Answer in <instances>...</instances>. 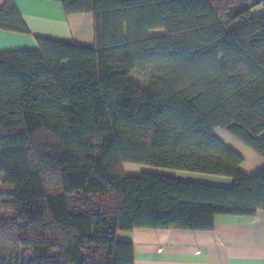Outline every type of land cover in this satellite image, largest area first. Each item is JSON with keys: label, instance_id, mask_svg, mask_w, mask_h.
Returning <instances> with one entry per match:
<instances>
[{"label": "trees", "instance_id": "obj_1", "mask_svg": "<svg viewBox=\"0 0 264 264\" xmlns=\"http://www.w3.org/2000/svg\"><path fill=\"white\" fill-rule=\"evenodd\" d=\"M51 1L91 14L93 43L36 35V49L0 51V264H133L119 231L210 230L217 214L264 211V167L242 172L214 134L264 156V11L251 12L264 0ZM0 29L30 33L12 0Z\"/></svg>", "mask_w": 264, "mask_h": 264}, {"label": "crops", "instance_id": "obj_2", "mask_svg": "<svg viewBox=\"0 0 264 264\" xmlns=\"http://www.w3.org/2000/svg\"><path fill=\"white\" fill-rule=\"evenodd\" d=\"M30 33L22 34L0 29V51L36 49V35H53L86 44L93 43V18L90 13L66 15L61 3L51 0H12ZM214 134L237 151L243 161L239 168L252 174L264 167L261 156L220 128ZM137 166L129 165L125 174H136ZM153 173H166L146 167ZM184 181L230 186L228 176H186L171 173ZM119 240L131 241L133 264H264V211L254 215L217 214L210 230L175 228H134L119 231Z\"/></svg>", "mask_w": 264, "mask_h": 264}, {"label": "rangeland", "instance_id": "obj_3", "mask_svg": "<svg viewBox=\"0 0 264 264\" xmlns=\"http://www.w3.org/2000/svg\"><path fill=\"white\" fill-rule=\"evenodd\" d=\"M242 1H245L246 3H249L251 0H214V4H215V6L218 9H221V10H224L225 11V10L228 9L229 5H231V4H238V3L242 2ZM262 11H264V5H262V4H257L255 6H253L252 9H251L252 14H257V13L262 12ZM48 35H50V34H48ZM51 36H53V35H51ZM55 37H57V36H55ZM57 38L64 39L62 37H57ZM133 75L135 77L141 79V80H143L145 78V75L142 74V73H140V72H134ZM220 129L222 131H225L227 134L232 135L226 129H223V128H220ZM232 136L235 137L234 135H232ZM129 165L137 166V168L135 170L136 171V174H130V175H137V174H140L141 172H152V171L145 170L146 167H149L150 169H156V170H158V171L160 170L162 172H164V171H170V173H171V171L172 172L179 171L180 173H182V174H184L186 176L199 175L198 177L202 176V177H206V178H209L211 176H221V175H215V174H207V173L193 172V171H187V170H175V169H168V168H160V167H154V166L143 165V164H133V163H124L123 168H124V171L125 172L129 170L128 169ZM170 173H167V175H169V176H175V175H172ZM161 174H166V173H161ZM9 190H10L9 187L5 186L2 183L1 178H0V195H2L0 197H5L6 192L9 191Z\"/></svg>", "mask_w": 264, "mask_h": 264}]
</instances>
